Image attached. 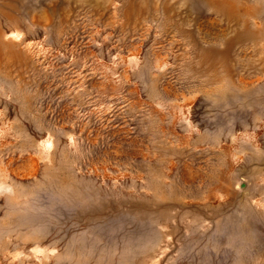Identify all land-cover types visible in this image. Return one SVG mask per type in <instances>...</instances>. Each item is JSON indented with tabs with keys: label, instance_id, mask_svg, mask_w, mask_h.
<instances>
[{
	"label": "rangeland",
	"instance_id": "rangeland-1",
	"mask_svg": "<svg viewBox=\"0 0 264 264\" xmlns=\"http://www.w3.org/2000/svg\"><path fill=\"white\" fill-rule=\"evenodd\" d=\"M0 264H264V0H0Z\"/></svg>",
	"mask_w": 264,
	"mask_h": 264
}]
</instances>
